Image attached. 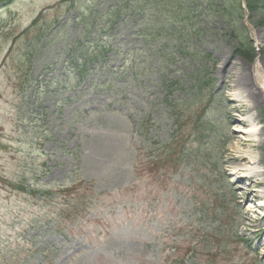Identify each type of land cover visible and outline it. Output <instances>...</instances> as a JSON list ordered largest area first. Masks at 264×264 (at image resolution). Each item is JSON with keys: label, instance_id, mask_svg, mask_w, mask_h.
I'll list each match as a JSON object with an SVG mask.
<instances>
[{"label": "rangeland", "instance_id": "obj_1", "mask_svg": "<svg viewBox=\"0 0 264 264\" xmlns=\"http://www.w3.org/2000/svg\"><path fill=\"white\" fill-rule=\"evenodd\" d=\"M143 1L0 0V264H264V0Z\"/></svg>", "mask_w": 264, "mask_h": 264}, {"label": "bare ground", "instance_id": "obj_2", "mask_svg": "<svg viewBox=\"0 0 264 264\" xmlns=\"http://www.w3.org/2000/svg\"><path fill=\"white\" fill-rule=\"evenodd\" d=\"M263 65H264V63H263ZM260 82H261V84H259V87H260L261 91L264 92V79L262 76H260ZM237 84H239V86H240L238 88L242 89V92H240V94L242 95L241 97L247 98L248 101L254 100V102L255 101L257 102L258 95L262 94V92L259 89H257L256 86H252L254 84L249 82L246 77H243L242 79H240L239 83H237ZM236 96H237V94H236ZM232 100H234V99H232ZM230 106H231V109H233L235 112L242 113V111L239 109V107L238 106L235 107L233 105V103H231ZM241 107L243 109V105H241ZM249 121L251 123L249 129L244 130V129H241L242 127L237 129V132L243 134V136H246L248 138V140H249V137L254 134V129L256 127L253 124L252 120H249ZM237 122L240 125L244 124L243 119L237 120ZM241 138H242V140H245L244 137H241ZM230 160H231L232 164L236 165V167L234 168L233 171L235 174H237V179H236L237 184L241 185L244 182L248 181L245 184V186L241 187V191H244V190L247 191V196L249 195L251 197H258V196L263 195V192L260 190V188H258L259 183H260V181H259L260 179L257 177L261 176L259 169H258L259 168L258 164L260 161L259 158L256 157L252 153V151H247V150H240L239 151L235 147L234 154L232 155ZM244 161H247L250 165H242V162H244ZM258 204H260V205H262V207H264V201L261 200ZM257 230L260 233L264 230V227H260ZM261 241L264 242V239H261ZM263 258H264V254H263Z\"/></svg>", "mask_w": 264, "mask_h": 264}, {"label": "trees", "instance_id": "obj_3", "mask_svg": "<svg viewBox=\"0 0 264 264\" xmlns=\"http://www.w3.org/2000/svg\"><path fill=\"white\" fill-rule=\"evenodd\" d=\"M239 32H240V34H239V35L242 37V39H243V40H245V38H244V36H245V35L243 34V32H242V30H241V29H239ZM246 38H247V37H246ZM249 44H251V43L249 42ZM251 49L253 50V48H252V47H251ZM263 157H264V156H263Z\"/></svg>", "mask_w": 264, "mask_h": 264}]
</instances>
